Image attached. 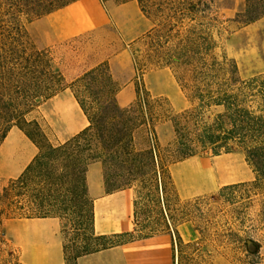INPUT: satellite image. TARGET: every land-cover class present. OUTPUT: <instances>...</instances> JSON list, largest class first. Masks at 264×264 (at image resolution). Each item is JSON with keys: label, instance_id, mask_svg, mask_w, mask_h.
Returning <instances> with one entry per match:
<instances>
[{"label": "trees", "instance_id": "1", "mask_svg": "<svg viewBox=\"0 0 264 264\" xmlns=\"http://www.w3.org/2000/svg\"><path fill=\"white\" fill-rule=\"evenodd\" d=\"M75 1L0 0V145L15 126L38 149L23 172L0 189V264H24L10 253L8 260L2 259L4 220L62 219L84 202L91 204V218L83 244L72 258L74 264L80 256L160 233L172 236L175 264H211L212 252L228 254L236 264H264V72L240 77L236 61L224 46L230 20L221 12L218 0H136L152 26L133 42L144 45L141 54L133 56L135 80L150 69H169L190 103L178 113H172L165 98L154 97L138 86L136 98L128 106L117 103L120 86L111 101L86 104L80 92L89 91L104 70L115 81L106 63L66 83L48 49L38 48L33 41L29 25ZM242 14L244 24L263 19L264 0H246L244 13L237 16ZM66 88L74 93L89 125L64 142L52 143L42 125L29 115ZM167 121L175 131L168 150L170 165L192 156L242 152L254 172L253 180L225 185L210 196L217 201L226 192L232 195L221 219L212 209L200 207L206 197L188 200L178 218V209L171 212L169 207L178 204L180 196L168 166L163 165L160 172L146 170L148 163H155V155L152 149L136 148L133 131L138 125L147 126L155 140L157 124ZM93 162L103 165L108 193L139 185L142 189L134 198V217L139 198L152 202L159 207L166 229L151 228L140 237H132L135 229L113 236L96 234L86 181ZM110 162L116 166L113 182ZM165 169L171 192L162 178ZM180 221L189 223L186 238L177 229ZM64 257L70 264L65 242Z\"/></svg>", "mask_w": 264, "mask_h": 264}, {"label": "crops", "instance_id": "2", "mask_svg": "<svg viewBox=\"0 0 264 264\" xmlns=\"http://www.w3.org/2000/svg\"><path fill=\"white\" fill-rule=\"evenodd\" d=\"M151 26V21L144 16L136 0L108 4L101 0H77L36 19L30 23L29 31L40 48H53L80 39L93 42L94 49L89 53V58L74 61L71 64L74 72L68 76L75 79L86 70L106 63L112 78L120 83L116 93L117 103L125 107L136 98L135 67L130 46ZM260 47L255 54V62L264 68V42ZM166 70L170 71L160 69L156 73ZM40 107L44 108V117L58 142L68 140L89 125L87 116L69 88ZM12 135L29 152L19 170L6 176L9 179L18 177L38 152L35 144L14 126L0 145V159ZM230 154L233 153L224 155ZM169 172L182 197L214 192L225 185L251 181L255 177L249 166H237L223 155L213 156L212 159L192 156L170 165ZM86 181L88 195L93 200L96 234L113 236L131 232L134 229V189L108 193L101 162H93L88 166ZM7 232L20 249L24 264H66L59 218L10 220ZM76 264H175L172 236L160 233L111 245L80 256Z\"/></svg>", "mask_w": 264, "mask_h": 264}, {"label": "rangeland", "instance_id": "3", "mask_svg": "<svg viewBox=\"0 0 264 264\" xmlns=\"http://www.w3.org/2000/svg\"><path fill=\"white\" fill-rule=\"evenodd\" d=\"M101 1L108 4L110 2L118 3V1L120 0ZM218 2L220 10L224 14V17L230 20L229 23H227L230 32L226 34V37L224 39V46L228 55L236 61L240 77L245 79L263 73L264 68L257 66V63L255 62V54L260 50V46L264 42V18L250 24H244V21L246 19L244 14L240 15L239 17L237 16V14L240 12L244 13V10L246 9V0H218ZM37 47L40 48L38 45ZM47 49L50 55L53 57L55 68L64 75L65 81L68 84L78 77L82 76L88 70L92 69L90 68L86 70L75 79H72L68 76L69 74H72V72H74V69L71 66L74 61L89 58V53L91 54L94 49L93 42L89 43L86 39H80L74 42H68L66 44ZM143 49V43L132 44L130 46L132 57L134 56V54H141ZM157 71L158 70L155 69L146 71L141 79H134L135 85L140 87L141 89L149 90L150 94L154 97L162 96L163 98H165L172 108V113H178L184 109H187L190 106V103L181 91L175 79H173L172 73L168 70L163 71L162 73H156ZM118 86H120V83L117 81H110L108 78V74L104 70L98 76L97 80L90 84V90L85 91L84 89L82 90L83 92H80V95L86 102V104H94L97 101H111ZM156 93H162L164 95H156ZM29 118L36 119L42 125L52 143L58 142L56 134L50 128L44 117L43 107H38L29 115ZM133 135L134 143L137 149H152L154 152L155 163H148L146 170L153 171V169H156L158 172H160L163 165H167L168 168L170 167V157L168 155V150H170L171 144L175 139L174 126L171 121L160 122L157 124L155 140L151 135L148 127L144 125H138L134 129ZM28 152V148L19 143L15 136L12 135L0 159V189L9 180V178H6V176L16 173L19 168L25 163ZM222 155L225 158H229L237 166L243 165L245 167H248L244 158V154L242 152H236L230 155ZM205 157H208L210 159L213 158V156L209 154ZM161 158L163 161H161ZM14 160L16 161V164H14ZM115 172V163L110 162V182H113L115 180ZM193 174L196 177V171H194ZM162 178L163 181L167 184L166 190H168V192H171L172 186L170 185L168 179L167 169H165ZM157 179L159 180L158 175ZM141 189L142 188L139 185H136L134 187V198H138L139 191ZM220 189L214 192H208L192 197H182L179 195L180 202L176 205L174 203H171L169 206L170 210L172 212L175 208H177L179 216L178 218H182L179 210L187 209L186 202L188 200H192L196 197H206L208 198V200L200 204V207L205 211L207 209H212L213 212L218 214L216 217L221 219L220 217L222 213L227 212L228 210V200H231L232 195L230 192H226L221 197H219L217 201L211 199L210 196L213 194H217ZM147 191L148 189H145V192ZM161 207H164L163 204H161ZM158 208L159 207H157L152 202L145 201L140 198L138 199L136 216L134 217L133 215V222L135 219L136 225L134 226L135 231L132 233V237H140L142 235H145L151 228H156L159 231H163L166 229L165 222L163 221V219H161ZM90 218L91 204L90 202H84L80 207L73 208L72 210L68 211L67 215H65L64 218L60 219L61 232L64 238L65 245L67 247L70 264H74L72 258L83 244V233L84 230L88 227ZM182 220L183 219H181V221ZM9 225L10 220L3 221V260H8L10 258L9 253L13 254V256L15 257L20 258V249L17 247V245L14 244L7 232ZM177 229L181 233V235L186 238L187 233L189 232V223L181 222L180 224H178ZM122 238L125 237H112V240H118ZM261 254L264 258V242L262 244ZM210 260L211 264H236L232 262L230 256L225 253L212 252Z\"/></svg>", "mask_w": 264, "mask_h": 264}]
</instances>
